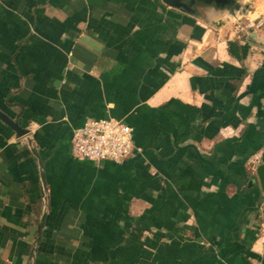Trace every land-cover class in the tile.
Returning <instances> with one entry per match:
<instances>
[{
	"label": "crops",
	"instance_id": "1",
	"mask_svg": "<svg viewBox=\"0 0 264 264\" xmlns=\"http://www.w3.org/2000/svg\"><path fill=\"white\" fill-rule=\"evenodd\" d=\"M234 21L163 0H0V109L39 156L0 118V264H264L248 164L264 149V27ZM109 116L134 152L76 158L74 129Z\"/></svg>",
	"mask_w": 264,
	"mask_h": 264
},
{
	"label": "built area",
	"instance_id": "2",
	"mask_svg": "<svg viewBox=\"0 0 264 264\" xmlns=\"http://www.w3.org/2000/svg\"><path fill=\"white\" fill-rule=\"evenodd\" d=\"M264 27V13L255 17H246L237 23V30ZM136 149L134 128L123 118L109 116L90 118L83 125L74 129L72 136V153L76 158L93 161L113 160L121 162ZM263 150L255 151L248 164L256 174V168L262 158Z\"/></svg>",
	"mask_w": 264,
	"mask_h": 264
},
{
	"label": "water",
	"instance_id": "3",
	"mask_svg": "<svg viewBox=\"0 0 264 264\" xmlns=\"http://www.w3.org/2000/svg\"><path fill=\"white\" fill-rule=\"evenodd\" d=\"M167 5L171 7H176L183 9L188 12H196L199 7H213L217 9H224L227 13L234 18V20L241 22L243 14L247 13L248 4L247 1L244 0H163ZM249 35H254L256 30L253 28L248 29ZM0 118L7 123L10 127H12L18 137H25L27 138V142L32 149L33 154L39 159L38 153L33 146L32 139L30 137L31 129L28 127L22 126L17 120L9 116L6 112L0 109ZM40 161L41 167V179L44 185V192H45V185L46 179L43 170L42 161ZM256 179L260 186V189L264 196V149L262 152V158L259 165L256 168ZM46 197V194H45Z\"/></svg>",
	"mask_w": 264,
	"mask_h": 264
},
{
	"label": "rangeland",
	"instance_id": "4",
	"mask_svg": "<svg viewBox=\"0 0 264 264\" xmlns=\"http://www.w3.org/2000/svg\"><path fill=\"white\" fill-rule=\"evenodd\" d=\"M247 3H249L248 4V7H247L248 9L246 11L247 13L243 14L242 21L240 23H242L243 21H245L246 17H248V16L255 17V16H253V15L250 14V12H252L254 10V3L251 2V1H247ZM237 23H238V21H234V23L231 25V27H232L231 29L237 30ZM250 171L254 174V170L253 169H251Z\"/></svg>",
	"mask_w": 264,
	"mask_h": 264
}]
</instances>
